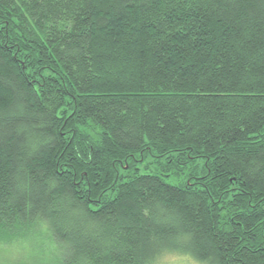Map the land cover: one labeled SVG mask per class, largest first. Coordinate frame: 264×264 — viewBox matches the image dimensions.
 Wrapping results in <instances>:
<instances>
[{
  "label": "trees",
  "instance_id": "obj_1",
  "mask_svg": "<svg viewBox=\"0 0 264 264\" xmlns=\"http://www.w3.org/2000/svg\"><path fill=\"white\" fill-rule=\"evenodd\" d=\"M35 230L264 264V0H0V231Z\"/></svg>",
  "mask_w": 264,
  "mask_h": 264
},
{
  "label": "rangeland",
  "instance_id": "obj_2",
  "mask_svg": "<svg viewBox=\"0 0 264 264\" xmlns=\"http://www.w3.org/2000/svg\"><path fill=\"white\" fill-rule=\"evenodd\" d=\"M13 235L11 239L0 231V264H53V242L46 233ZM8 238V239H7ZM155 264H208L182 251H164Z\"/></svg>",
  "mask_w": 264,
  "mask_h": 264
}]
</instances>
